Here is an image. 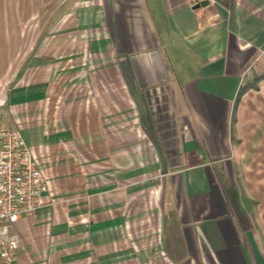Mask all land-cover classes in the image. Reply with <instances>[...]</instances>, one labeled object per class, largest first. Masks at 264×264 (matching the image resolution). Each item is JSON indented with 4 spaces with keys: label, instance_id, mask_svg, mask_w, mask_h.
<instances>
[{
    "label": "crops",
    "instance_id": "obj_1",
    "mask_svg": "<svg viewBox=\"0 0 264 264\" xmlns=\"http://www.w3.org/2000/svg\"><path fill=\"white\" fill-rule=\"evenodd\" d=\"M202 1L0 0L19 264H264V0Z\"/></svg>",
    "mask_w": 264,
    "mask_h": 264
},
{
    "label": "built area",
    "instance_id": "obj_2",
    "mask_svg": "<svg viewBox=\"0 0 264 264\" xmlns=\"http://www.w3.org/2000/svg\"><path fill=\"white\" fill-rule=\"evenodd\" d=\"M0 93L1 108L7 102L2 85ZM48 189L33 147L20 130L2 126L0 118V264H19L21 238L15 226L38 211Z\"/></svg>",
    "mask_w": 264,
    "mask_h": 264
},
{
    "label": "water",
    "instance_id": "obj_3",
    "mask_svg": "<svg viewBox=\"0 0 264 264\" xmlns=\"http://www.w3.org/2000/svg\"><path fill=\"white\" fill-rule=\"evenodd\" d=\"M208 0H205V1H202V2H200V3H198L196 6H195V8H200V7H202V6H206L207 4H208Z\"/></svg>",
    "mask_w": 264,
    "mask_h": 264
}]
</instances>
